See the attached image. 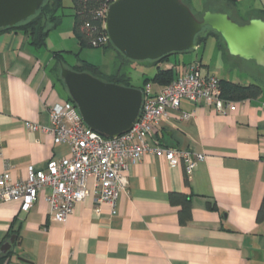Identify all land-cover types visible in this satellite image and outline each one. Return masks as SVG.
Instances as JSON below:
<instances>
[{
  "label": "crops",
  "instance_id": "0c3cea01",
  "mask_svg": "<svg viewBox=\"0 0 264 264\" xmlns=\"http://www.w3.org/2000/svg\"><path fill=\"white\" fill-rule=\"evenodd\" d=\"M214 49L215 58L174 55L160 67L198 61L202 73L214 71L220 79L262 81L264 67L224 56L218 41ZM42 50L22 30L0 31V175L8 169L14 180L70 154L69 145L56 143L49 132L26 126L48 127L49 107L68 99L53 72L55 57ZM217 60L226 67L222 75L213 66ZM235 71L246 77L236 78ZM170 112L151 140L159 151L130 162L117 214L93 194L77 202L65 222L51 219L44 191L29 211L20 201H1L0 252L7 236H16L5 264H264V219L258 220L264 205V92L226 115L187 100ZM168 148L205 154L188 183L183 165H169ZM172 193L191 200L185 223L182 199Z\"/></svg>",
  "mask_w": 264,
  "mask_h": 264
},
{
  "label": "built area",
  "instance_id": "2783aa9c",
  "mask_svg": "<svg viewBox=\"0 0 264 264\" xmlns=\"http://www.w3.org/2000/svg\"><path fill=\"white\" fill-rule=\"evenodd\" d=\"M103 41H109L107 32ZM171 67L178 74L176 79L161 85L158 91H154L151 84L146 85L138 121L131 130L119 136L107 138L89 128L70 100L49 107L51 123L48 127L27 121L30 130L47 131L56 143L69 145L70 154L52 157L44 169L30 168L27 177L21 180H14L6 169L0 175V202L20 201L22 209L29 211L44 191L51 219L65 222L75 204L93 194L98 205L107 203L112 215L117 214L119 198L129 183L130 162L141 161L148 153L159 151L151 140L155 139L158 127L169 117L170 111L180 110L181 102L187 100L226 115L236 111L242 102L225 98L218 75L214 71L202 73V64L198 61ZM181 115L189 117L191 113L182 112ZM163 152L169 165H183L188 177L205 159L204 153L192 150L168 148Z\"/></svg>",
  "mask_w": 264,
  "mask_h": 264
},
{
  "label": "water",
  "instance_id": "95a60500",
  "mask_svg": "<svg viewBox=\"0 0 264 264\" xmlns=\"http://www.w3.org/2000/svg\"><path fill=\"white\" fill-rule=\"evenodd\" d=\"M45 0H0V31L34 16ZM210 27L224 39L229 53L264 67V19L247 23L227 12L205 11L199 20L181 0H113L106 11L108 39L126 58L156 60L197 49L196 37ZM61 78L87 126L107 138L131 130L143 106V90L102 80L62 66ZM13 235L2 247L12 250Z\"/></svg>",
  "mask_w": 264,
  "mask_h": 264
},
{
  "label": "trees",
  "instance_id": "16d2710c",
  "mask_svg": "<svg viewBox=\"0 0 264 264\" xmlns=\"http://www.w3.org/2000/svg\"><path fill=\"white\" fill-rule=\"evenodd\" d=\"M111 1L112 0H73V4L75 7L74 32L78 38V42L81 45V47H86V46L103 47L106 51L112 46L119 53L120 58L123 59L124 61L139 62L136 60H131L126 58L118 49L115 48V46L112 44L110 40L106 42L103 41V39L106 36L105 16L103 12L107 7V5L111 3ZM214 1L216 3L225 5L227 8H238V0H214ZM61 7H62V0H45L42 7L37 11V13L34 16L30 17L26 21L17 24L14 27L6 28L4 30H22L29 36L31 43L36 48L45 49L46 39L49 31L61 21V15H59V9ZM229 15L232 17L231 14ZM256 16L258 17H254V18L264 19V8L259 9ZM250 19L252 18H248L245 22L236 19L235 21L239 23H247L250 21ZM207 28L210 27H206L205 29ZM202 32L199 33L196 37L197 46H201L202 44L206 43V40L208 39L209 36L212 37L214 36V38L218 41L219 48L223 52L224 56L227 57L231 55L226 47L224 39L221 37L219 33L215 31L216 35L203 36ZM219 36L223 39L225 47L219 40L218 38ZM189 52H192V50L187 52L171 53L156 60H148L152 62V65L157 67V70L153 76L151 77L145 76L143 79V83L140 86H135V87L144 90L146 85L151 83L159 84L160 86L171 83L178 76L176 70L174 69V67L171 66L169 68H161L160 64L169 62V58L173 54L189 53ZM54 56H55V64L53 66V72L58 78V80L62 83L65 89L66 86L61 78L62 66L72 68L73 70L76 71L88 72L105 81L115 82L126 86H134L132 83V77L127 72H124L122 74L119 73V75H116V73L106 75L102 66L100 65H95L91 62L81 59H78V61L73 65H68L66 59L61 54L57 53V55ZM183 63H187V62H182V64ZM178 64L181 63L180 62L174 63L175 66ZM220 84L222 88V95L225 98L232 100L239 101L245 99H254L261 96L264 92V87L259 82L241 84L229 80L227 78H221ZM67 100L72 101L69 94ZM186 182L188 183L187 175H186ZM171 195L173 199H175V197L177 196L182 199L181 200L182 208L180 210V221L181 223L187 222V220L191 217V200L187 195L181 193L180 194L172 193ZM263 219H264V205L260 209L258 214V220L261 221ZM12 236L13 233L9 234L5 241L7 242ZM12 252H13L12 250L8 251L7 253L0 252V264H5V262L12 254Z\"/></svg>",
  "mask_w": 264,
  "mask_h": 264
},
{
  "label": "rangeland",
  "instance_id": "374dc122",
  "mask_svg": "<svg viewBox=\"0 0 264 264\" xmlns=\"http://www.w3.org/2000/svg\"><path fill=\"white\" fill-rule=\"evenodd\" d=\"M181 1L189 5V8L191 11L193 10V14L199 20L202 19L205 11L211 10L227 12L236 20L245 22L248 18H254L257 15V9L264 8V0H238L239 9L227 8L225 5L216 3L214 0ZM59 15H61V21L49 31L46 39V47L42 50L44 53H47V55L55 57L54 55H57V53L61 54L66 59L68 65L75 64L78 59L86 60L95 65L102 66L106 75L114 73L119 75V73L122 74L127 72L131 75L134 86H140L145 76L151 77L156 72L155 67L152 66V62L148 60L139 62L124 61L112 46L107 51L103 47H81L74 32L75 7L73 0H62V7L59 9ZM202 35H216V33L212 28H207L202 32ZM218 38L225 47L223 39L220 36ZM215 45H217V40L214 36H209L206 43L202 44L199 49L189 52L188 54L177 53L172 56L189 57L193 55L195 57L197 55L199 57L205 56V60L212 57L215 58ZM215 63L216 64L213 66L218 65L217 73L219 75L226 72V67L223 64L219 61ZM231 74L242 80L246 77L245 72L242 71H235ZM261 80L262 81H259V83L264 87V76Z\"/></svg>",
  "mask_w": 264,
  "mask_h": 264
}]
</instances>
